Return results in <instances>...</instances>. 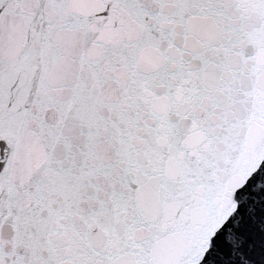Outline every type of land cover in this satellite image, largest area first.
<instances>
[{
    "label": "snow or ice",
    "instance_id": "6c2138e0",
    "mask_svg": "<svg viewBox=\"0 0 264 264\" xmlns=\"http://www.w3.org/2000/svg\"><path fill=\"white\" fill-rule=\"evenodd\" d=\"M0 264H264V0H0Z\"/></svg>",
    "mask_w": 264,
    "mask_h": 264
}]
</instances>
